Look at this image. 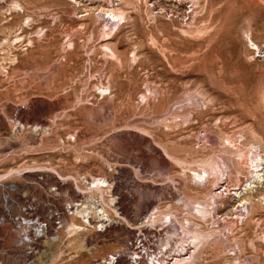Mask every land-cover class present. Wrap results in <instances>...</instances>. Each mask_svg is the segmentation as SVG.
<instances>
[{
	"label": "rangeland",
	"instance_id": "rangeland-1",
	"mask_svg": "<svg viewBox=\"0 0 264 264\" xmlns=\"http://www.w3.org/2000/svg\"><path fill=\"white\" fill-rule=\"evenodd\" d=\"M169 247L264 264V0H0V264Z\"/></svg>",
	"mask_w": 264,
	"mask_h": 264
},
{
	"label": "bare ground",
	"instance_id": "bare-ground-1",
	"mask_svg": "<svg viewBox=\"0 0 264 264\" xmlns=\"http://www.w3.org/2000/svg\"><path fill=\"white\" fill-rule=\"evenodd\" d=\"M108 12H111L115 17H117V18H126V16L124 15L125 13H124V11H122V10H120L119 8H111V9H109L108 10ZM112 47V46H111ZM114 48V47H113ZM113 48H111V49H113ZM112 51V56H116V53H117V51H115V50H111ZM119 53V52H118ZM118 57H120V55H117ZM230 142H232V141H230ZM261 160H263V157L261 156ZM213 161H215V160H213ZM235 162V161H234ZM228 163V162H227ZM236 164H237V162H236ZM262 165V163H257V167H259V166H261ZM236 167H237V170H238V172H239V174L240 173H243V169L241 168V167H238V165H236ZM236 167H235V169H236ZM218 170V169H217ZM216 169H212V168H210V169H205V170H203V171H199V172H197V177H199L200 179H204V177H203V173H206V174H214L213 173V171H217ZM258 171H257V175H258ZM206 180V179H205ZM204 180V181H205ZM204 181H200V180H198L197 182H196V185L199 187V188H202V189H208V190H210V193L212 194V196L214 197V198H216V197H218V194L217 193H215V191H214V189L213 188H211V186L212 185H210V187L209 186H206V184L204 183ZM207 182V181H206ZM239 185V188H236V192L237 193H239V191L240 190H242V184L241 183H239L238 184ZM219 188H221V186L219 187ZM211 197V196H210ZM231 200V199H230ZM211 206H213V202H211V201H209V202H207V203H201L200 204V207L198 208V210H199V212H201L204 216H208V217H211V215H213V211H212V209L210 208ZM253 206H254V204H253ZM251 208V207H250ZM250 211V210H249ZM251 211H252V209H251ZM209 235H210V233H204V231L203 232H201V230H197L196 231V234L194 235V238L198 241H195V242H197V244L196 245H199V243H203V242H208L209 241ZM177 252V251H176ZM179 252V251H178ZM177 252V253H178ZM184 254H182V253H178V254H172L171 253V256H172V258H171V260H175V259H182V261H180V263H175V264H187L186 262V258H185V256L183 257V258H179V257H182ZM186 255V254H185ZM170 256V255H169ZM168 256V257H169ZM110 259H113V258H111L110 257ZM110 259H108V260H106L105 261V263L106 264H113L112 263V261L110 260ZM176 262H178V261H176Z\"/></svg>",
	"mask_w": 264,
	"mask_h": 264
},
{
	"label": "built area",
	"instance_id": "built-area-1",
	"mask_svg": "<svg viewBox=\"0 0 264 264\" xmlns=\"http://www.w3.org/2000/svg\"><path fill=\"white\" fill-rule=\"evenodd\" d=\"M39 231H41V232L44 231L42 226H40ZM134 246L137 250L136 254H138V255H141L140 252H143V251L149 249L148 244H146V242L142 241V239H140L138 242H136ZM169 253H173V251H171L170 247L165 251V253H163V255H161L160 258H164V256L168 255ZM169 260H171V259H169Z\"/></svg>",
	"mask_w": 264,
	"mask_h": 264
}]
</instances>
